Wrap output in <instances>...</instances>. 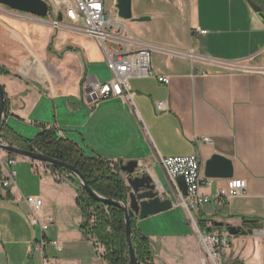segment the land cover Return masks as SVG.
<instances>
[{
  "label": "crops",
  "instance_id": "0c3cea01",
  "mask_svg": "<svg viewBox=\"0 0 264 264\" xmlns=\"http://www.w3.org/2000/svg\"><path fill=\"white\" fill-rule=\"evenodd\" d=\"M140 2L132 0V10ZM251 2L264 11V0H146L133 15L157 19L158 25L147 28L131 20L128 32L137 39L132 48L150 46L153 71L170 77V84L132 78V101L118 96L97 106L90 85L112 77L101 47L97 57L79 38L88 36L71 25L56 34L50 19L4 8L0 82L9 102L4 125L24 139L54 127L89 157L137 160V173L148 172L169 196L180 193L163 157L197 154L204 176L212 155L229 158L234 178L246 181L244 192L220 204L212 197L228 179L212 178V187H201L211 201L199 206L197 215L208 228L216 221L252 226V233L230 235L224 264H264V20ZM92 62L100 66L93 70ZM158 101L165 102L164 111L157 110ZM15 169L10 187L0 183V264H108L82 230L72 177H58V170L47 164L37 168L24 157ZM27 196L43 200L42 214L51 219L45 233L31 224ZM142 220L137 218L136 227L151 240L154 264L201 263L200 235L189 222L162 232ZM41 240L43 250L35 248Z\"/></svg>",
  "mask_w": 264,
  "mask_h": 264
},
{
  "label": "built area",
  "instance_id": "2783aa9c",
  "mask_svg": "<svg viewBox=\"0 0 264 264\" xmlns=\"http://www.w3.org/2000/svg\"><path fill=\"white\" fill-rule=\"evenodd\" d=\"M66 2L64 18L69 19L70 25L80 26L87 36L94 38L99 43L107 66L112 73V77L107 82H94L90 85L92 91L98 96L94 101L95 106L101 100L118 96L132 101L133 92L129 85V80L132 78H156L161 83L170 84V77L155 74L153 71L152 48L150 46L143 45L135 49L132 48L137 39L128 35L126 29L121 27L120 17L113 18L111 16L105 0H67ZM53 24L55 27L64 25L60 19L53 21ZM156 108L158 111H164L166 109L165 102L158 101ZM204 140L208 141L209 139L205 138ZM19 158V156L0 149V183L3 187H10L15 182L17 175L15 165ZM161 161L173 182L179 176L185 178L188 185L186 198L182 197L181 190L176 183L175 186L188 206L197 209L211 201L209 195L201 192V187H212L214 180L203 175L201 160L197 154L163 157ZM33 162L37 168L44 164L35 160ZM60 176L71 177L72 175L60 172L58 177ZM245 188L246 181L244 179L232 177L228 179L227 187L221 189L212 199L220 204H225L231 198L241 195ZM25 200L30 207L31 224L40 226L42 232L45 233L51 219L42 214V198L27 196ZM209 226L213 228L214 224ZM200 240L204 250L200 264H222L223 251L230 247V235L226 231L215 229L204 233L200 232ZM50 243L58 249L61 248L58 241ZM45 245L46 241L41 240L35 244V248L43 250Z\"/></svg>",
  "mask_w": 264,
  "mask_h": 264
},
{
  "label": "trees",
  "instance_id": "16d2710c",
  "mask_svg": "<svg viewBox=\"0 0 264 264\" xmlns=\"http://www.w3.org/2000/svg\"><path fill=\"white\" fill-rule=\"evenodd\" d=\"M2 73H8L4 68ZM6 117L9 113V102L5 98ZM2 137L6 142L28 150H37L45 155L60 161L72 164L86 177L90 187L105 197L118 201H126L130 188L122 175L120 164L111 162L101 157H89L74 142L65 139L54 128H44L34 139H24L4 125ZM55 170H66L51 166ZM77 184V178L71 176ZM77 203L83 215L81 224L86 236L92 237L105 247L102 254L108 264H129L128 246L126 242L125 213L122 209L104 205L96 201L79 186ZM95 208L96 219L88 226L90 209ZM137 218L132 219L133 245L136 250L138 264H154V254L149 236L136 227ZM199 225L204 232L208 226L205 219L199 220ZM219 229L213 227L212 230ZM233 264H239L235 262Z\"/></svg>",
  "mask_w": 264,
  "mask_h": 264
},
{
  "label": "water",
  "instance_id": "95a60500",
  "mask_svg": "<svg viewBox=\"0 0 264 264\" xmlns=\"http://www.w3.org/2000/svg\"><path fill=\"white\" fill-rule=\"evenodd\" d=\"M0 3L12 10L33 14L41 18H46L49 15V3L46 0H0ZM251 6L258 13L259 17L264 20V11L262 10V7L255 2H251ZM116 7L118 9V16L123 20L149 21L151 19L149 16L134 17L132 0H117ZM59 19H62V14L59 15ZM5 98V90L0 82V149L16 156L66 169L75 175L77 178V185L89 193V195L96 201L107 206L122 209L125 213V230L129 264H138L136 250L133 245L132 219L135 217L145 219L152 215L171 210L176 206L172 197L161 198L157 182L148 172H142L141 174L137 173L140 167L137 160H129L127 162L121 160L119 162L121 171L127 175L126 181L131 190L126 201H118L111 197H105L92 189L85 175L72 164L51 158L36 150L24 149L5 142L2 137L6 120ZM205 176L222 179L234 177L232 160L220 154L212 155L211 158L206 161ZM175 183L180 188L182 197L186 198L188 196V185L185 178L179 176L176 178L175 182H173L174 185ZM214 226L221 228L231 236L247 235L253 232L252 226L245 228L244 226H235L219 221L214 222ZM211 230V227L207 229V231Z\"/></svg>",
  "mask_w": 264,
  "mask_h": 264
},
{
  "label": "rangeland",
  "instance_id": "374dc122",
  "mask_svg": "<svg viewBox=\"0 0 264 264\" xmlns=\"http://www.w3.org/2000/svg\"><path fill=\"white\" fill-rule=\"evenodd\" d=\"M46 1L49 3V15L46 18L50 19V22H48V23L54 28V32H56V34H58L60 31L67 29L66 27L71 24L69 19H67L66 17H65L66 21L64 20V16H65L64 15V9H65V6L67 4V2H66L67 0H46ZM145 2H146V0H141V2L139 4L134 3L133 14L139 15V13H141V11H142V8L146 4ZM105 3H106L107 10L110 12L111 16L113 18H118L119 17L118 16V9L116 7L117 0H105ZM156 6H157V3H156ZM4 8L10 9L9 7H6L0 3V20L2 18L1 13H2V10ZM60 14H62L61 21H63L64 25L62 27H55L53 24V21H55L56 19L59 20ZM120 20H121V24H122L121 27L126 29L127 34L130 35L128 32L127 24L128 25L132 24L130 22L131 20H123V19H120ZM65 23H69V24H65ZM134 24L135 25H143L147 28L153 27V29H156V27L158 25L157 19L149 20L147 22H144V21L143 22H134ZM70 27H72V29L77 33L85 34L83 32V30L80 28V26H78V25H75V26L71 25ZM79 38L85 44H87V46H88L87 48H90L93 51V53L97 55V57H99L101 55L100 46L98 45L97 41L94 38L89 37V36L88 37L80 36ZM73 46L80 48V45H77V43H74ZM152 60H153V54H152ZM98 66H100V65H97L93 62L89 63V67L93 70ZM108 76H109V74H108ZM58 171L62 172L63 174H70L72 176H75L73 173H71L68 170H58ZM161 175H162V173H161ZM162 179H163V177H162ZM125 181H126V179H125ZM126 183H127V181H126ZM169 195L170 194H167L165 192V190L160 191L161 198H168ZM171 197H172V199H173V201L177 207H174L171 210H168V211L156 214V215H152L148 218L143 219L141 222H143L144 225L150 224L152 229H157V230L162 231V232H164V231L172 232V231H178L179 229L186 226L185 224L181 223L183 220L185 222H189V224L195 228V230L198 232L199 235H200V232L204 233L201 226L199 225V218L197 215V210L193 209L192 207H190L188 205H186V207L182 206L180 204L181 196L178 195V196H171ZM96 217L97 216L95 214V208H91L90 209V218L87 219L89 228L93 224ZM97 247L100 250V252H102V253L105 252V247L102 246L99 242H97ZM222 264H224V263L222 262Z\"/></svg>",
  "mask_w": 264,
  "mask_h": 264
},
{
  "label": "bare ground",
  "instance_id": "6f19581e",
  "mask_svg": "<svg viewBox=\"0 0 264 264\" xmlns=\"http://www.w3.org/2000/svg\"><path fill=\"white\" fill-rule=\"evenodd\" d=\"M180 204L184 207H186L187 203H186V200L183 199L182 197L180 198ZM200 241V240H199Z\"/></svg>",
  "mask_w": 264,
  "mask_h": 264
}]
</instances>
